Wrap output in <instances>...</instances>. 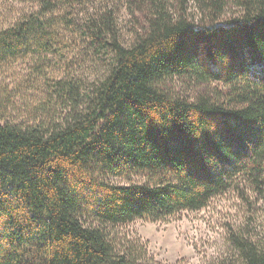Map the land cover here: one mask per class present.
I'll use <instances>...</instances> for the list:
<instances>
[{
    "label": "trees",
    "instance_id": "trees-1",
    "mask_svg": "<svg viewBox=\"0 0 264 264\" xmlns=\"http://www.w3.org/2000/svg\"><path fill=\"white\" fill-rule=\"evenodd\" d=\"M30 3L0 28V61L60 58L70 42L91 64L88 76L38 69L45 96L25 118L0 103V264H148L111 229L231 190L264 196V0H233L228 18L227 0L202 1L196 24L165 0ZM123 10L138 19L130 36ZM171 77L224 88L188 101L160 89ZM233 245L236 264H264V244Z\"/></svg>",
    "mask_w": 264,
    "mask_h": 264
},
{
    "label": "rangeland",
    "instance_id": "rangeland-1",
    "mask_svg": "<svg viewBox=\"0 0 264 264\" xmlns=\"http://www.w3.org/2000/svg\"><path fill=\"white\" fill-rule=\"evenodd\" d=\"M165 1L171 12H184L194 24L206 19L207 11L201 7L205 0ZM30 2L0 0V28L27 13L32 6ZM236 12L238 8L233 0H227L222 18L231 17ZM118 24L127 36L139 26L138 19L126 10L121 11ZM73 45L66 43L68 49H63L60 58L53 53L43 56L29 53L0 61V103L7 104L1 108L4 117L25 118L31 107L44 99V91L40 86L37 88L43 83L37 74L38 69H43L41 74L50 78L60 74L63 68L65 70V65L71 72L89 75L91 63L86 61L79 43ZM223 88L222 84H200L185 77H171L160 85L166 94L188 101ZM5 100H9L8 103ZM110 179L121 183L118 179ZM132 181L149 179L141 174ZM236 236L264 244L263 195L249 189L231 190L214 197L200 210L182 211L164 222L137 220L111 229V237L118 249L139 246L144 250L148 264H236L238 259L233 245Z\"/></svg>",
    "mask_w": 264,
    "mask_h": 264
}]
</instances>
